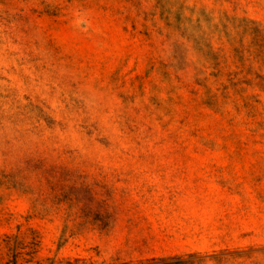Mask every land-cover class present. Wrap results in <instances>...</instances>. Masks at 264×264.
<instances>
[{
	"label": "rangeland",
	"instance_id": "rangeland-1",
	"mask_svg": "<svg viewBox=\"0 0 264 264\" xmlns=\"http://www.w3.org/2000/svg\"><path fill=\"white\" fill-rule=\"evenodd\" d=\"M2 235L264 264V0H0Z\"/></svg>",
	"mask_w": 264,
	"mask_h": 264
},
{
	"label": "trees",
	"instance_id": "trees-1",
	"mask_svg": "<svg viewBox=\"0 0 264 264\" xmlns=\"http://www.w3.org/2000/svg\"><path fill=\"white\" fill-rule=\"evenodd\" d=\"M12 237L9 235L0 236V264H22L33 261L35 264H46L47 259L37 258L35 254L30 255V258H24L23 253L13 243L11 244ZM10 259V260H9ZM53 261L51 260V263Z\"/></svg>",
	"mask_w": 264,
	"mask_h": 264
}]
</instances>
